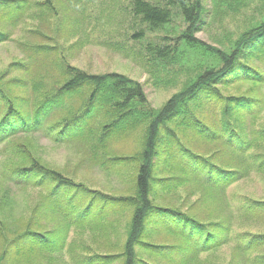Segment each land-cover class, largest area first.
<instances>
[{
  "label": "rangeland",
  "instance_id": "obj_1",
  "mask_svg": "<svg viewBox=\"0 0 264 264\" xmlns=\"http://www.w3.org/2000/svg\"><path fill=\"white\" fill-rule=\"evenodd\" d=\"M131 2L0 0V31L5 34V39L0 42V78L20 87L14 92L32 96L36 90L39 93L38 88L46 89L49 85L54 88L60 83L62 64L88 74L116 73L139 83L148 108L160 110L182 90L188 76L179 73L174 85H157L155 78L164 81L174 76V72L170 69L163 71L158 66L156 69L150 67L145 41L160 42V38L166 35L176 37L184 29V23L182 18L175 17L167 28L158 33H147L143 43L135 41L131 36L143 27L130 13ZM202 2L203 14L194 36L220 51L231 48L250 23L259 20V14H264V0H247L248 6L238 12L234 10L237 6L234 0L229 1V8L222 3L217 8L212 0ZM249 64L263 73L261 58ZM221 90L224 95L256 100L252 112L242 110L238 128L250 142L253 141L245 156L264 157V134L258 136L264 130V83L233 81ZM212 106L214 112L206 111L203 122L217 133L215 138L201 137V132L193 126L172 127L180 144L175 142L176 145L170 147V157L161 154L152 164L154 176L166 180L169 189L153 187L150 198L154 204L194 215V220L205 231L214 232L217 239L206 248L202 244L200 248H194L196 236L192 239L182 231H165L161 228L164 225L156 223L157 227H154L152 222L147 226V231L150 230L148 240L165 250L163 255L149 256L140 253L136 247L135 253L145 261L143 264H264V208H254V213L244 205L254 201L264 203V170H244L246 164L238 158L239 155H234V145L226 143L227 134L221 132V106ZM98 121L103 122V119L95 120L96 126ZM145 129L141 124L110 136L102 148L96 147L89 139L57 144L42 135L32 136L26 142L30 145L32 158L81 184L88 190L85 192L119 198L134 193V177L144 150ZM92 132L96 135L95 131ZM238 169L244 173L239 179L232 183L225 181L221 171ZM44 196L45 185L37 190L0 187V219L6 215V206L11 207L12 220L22 231L37 204L39 216H34L42 223V228L37 230H54L59 237L60 232L63 233L61 251L48 255L36 252L35 257L27 254L16 262L90 264L94 256H112L118 258L113 264H122L120 256L127 239L131 210L119 212L109 205L102 219L89 216L84 225L73 222L70 226L55 212H48L49 204ZM93 197L83 194L75 197L73 203L82 206L86 202V208L93 200V206H100L98 197ZM251 241L255 246L247 247Z\"/></svg>",
  "mask_w": 264,
  "mask_h": 264
},
{
  "label": "trees",
  "instance_id": "obj_2",
  "mask_svg": "<svg viewBox=\"0 0 264 264\" xmlns=\"http://www.w3.org/2000/svg\"><path fill=\"white\" fill-rule=\"evenodd\" d=\"M212 1L217 8L219 3L227 8L230 5V0ZM234 1L237 4L235 12L248 6L247 0ZM130 13L143 27L138 28L131 37L142 43L147 33H158L170 26L175 17L182 18L184 29L178 36L166 35L160 38V42L146 40L144 46L150 67L156 69L158 66L163 71L170 69L174 72V76L164 81L155 78V83L174 85L177 74L183 73L188 76V80L182 90L160 110H153L147 106L142 86L116 73L88 74L62 64L60 83L54 88L51 85L46 89L38 88L39 93L36 90L32 96L14 92L15 88L20 87L9 81L3 82L0 78V187L5 185L6 188L18 190H37L45 185L44 198L49 204L48 212H55L70 226L73 222L75 225H84L85 218L89 216L102 219L109 205L119 212L131 210L127 239L120 257L122 264H143L145 261L135 253L136 247L140 253L149 256L163 255L165 250L148 240L150 230L147 231V226L152 222L154 227H157L156 223L164 225L161 228L165 231H182L192 239L196 236L198 239L194 241L197 244L194 248H200V244L206 248L217 239L214 232L205 231L194 220V215L154 204L150 198L153 187L169 189L166 180L154 176L152 164L161 154L165 158L170 157V147L175 142L180 144L172 127L193 126L201 132V137L215 138L217 133L207 128L203 117L206 111L214 112L215 107L212 105L221 106V132L227 134L226 143L228 141L234 145V155H239L238 158L246 164L243 169L246 172L254 168L257 172L264 170V157L245 156L253 146V141L250 142L238 128L242 121V110L252 112L256 100L247 96L224 95L221 90L233 81L255 85L264 83V71L261 73L249 64L259 58L264 62V14H259L260 19L250 23L231 48L220 51L194 36L203 14L202 0H161L159 3L132 0ZM4 39L5 34L0 31V42ZM100 118L103 122L98 121L96 126L94 121ZM141 124L146 128L144 150L140 154L134 177V193L128 197L108 198L85 192L88 190L81 184L32 158L30 145L26 142L32 136L42 135L57 144L89 139L91 143L95 142L96 147L102 148L110 136L122 134ZM261 134H264V130L258 136ZM180 147L186 149L185 146ZM221 173L225 181L227 179L230 183L244 174L239 169ZM83 194H91L92 198L97 196L100 206H93V200L89 201L86 208V202L82 206L73 203L75 197ZM244 205L254 213V208H264V203L255 201ZM5 214L0 219V264H21L15 260L25 258L27 254L34 257L38 253L54 254L63 248L62 232L59 237L54 230H37L42 228L41 221L34 216H39L37 204L22 231L17 229L18 226L12 220L11 207L6 206ZM32 226L36 229H32ZM254 246L251 241L247 247ZM169 249H166L167 252ZM117 259L112 256H94L90 264H113Z\"/></svg>",
  "mask_w": 264,
  "mask_h": 264
}]
</instances>
